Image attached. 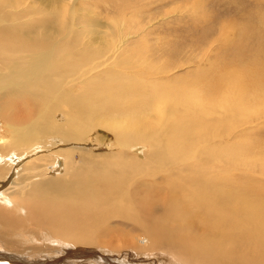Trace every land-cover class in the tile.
<instances>
[{
    "label": "rangeland",
    "instance_id": "374dc122",
    "mask_svg": "<svg viewBox=\"0 0 264 264\" xmlns=\"http://www.w3.org/2000/svg\"><path fill=\"white\" fill-rule=\"evenodd\" d=\"M74 1L77 17L75 32L82 34L83 42H92L89 41L92 36L89 32L87 35L86 31L93 27L105 32V42L118 45L115 55L122 61L126 59L122 67L129 65L128 71L123 69L121 72L122 82L126 85L140 83L146 86L133 93L134 97L130 101L127 97L120 96L115 97L114 103L125 104L129 101V110H132L134 107H141L143 103L147 106L145 102L149 103L150 99L146 97L150 95L160 98L152 110L154 116L150 120L158 123L160 118L165 117L162 120L163 126L168 123L174 133L169 139L162 134L159 136V150H154L152 144L141 139H133V142L123 146L117 141L115 133L100 127L93 128L78 141L58 136L42 140L43 146L38 150L41 153L24 156L21 165L15 166L16 169L10 174L11 179L17 178L15 173L24 168L28 160L43 153L55 160L50 153L60 152L62 164L63 159L68 160L67 170L61 176L67 174L68 168L69 172L75 169L78 174L90 169L89 176L95 174L114 181L122 180L128 184L132 193L140 189L143 196L139 203L144 205L146 212L139 216V222H134L132 218L119 212L111 219V214L105 213L107 219L104 222L90 227L98 232L97 238L100 240L94 246L74 247L64 238H54L49 230L43 233L35 223L26 226L25 231H15L16 228H12V232L8 229L9 234H2L1 240L9 239L26 250H39L45 245L55 248L44 256L37 254L30 257V260L46 262L45 264H82L85 260L96 261L89 264H99L97 259L100 264H105L101 263L102 260L112 264H264V259L261 263L257 259L253 262L251 257L254 251H249L248 245L238 246L240 250H236L234 254L224 255L223 251L228 250L233 235L228 233V238H224L223 229L214 226L216 217L197 206L198 199L207 194L215 196L217 189V192L230 189L236 195H245L254 202L260 201L262 196L264 200V0ZM67 61L64 59L63 62L68 64ZM112 67H115V63L103 67L98 75L111 72ZM162 67H168L169 72L161 77L157 74ZM208 67H218V74L214 75L216 78L219 73L231 75L241 71L245 74L246 69L259 67L260 71L256 72L258 77L252 83L260 88L257 92L254 91L257 94L244 96L241 101L235 100L237 90L232 88L228 99L222 102L223 106L219 109L213 108L214 100L207 101L208 97L216 93L212 90L199 99L185 100L186 83L194 77H201L199 74ZM89 76L77 81L75 94L84 92ZM8 98L11 96L3 98L0 104ZM14 102H18V98ZM105 104H110L107 98ZM198 105L211 110L212 115L202 116ZM160 112L161 116H158ZM122 113L121 110L117 114ZM132 118L140 120L144 115L129 119ZM58 121L64 123L66 116L59 115ZM4 124L0 118V135L4 139H10V128ZM145 127L140 131L143 135L153 132ZM154 152L159 163H153ZM124 160L137 163L134 168L140 169L137 172L120 170L118 166ZM158 168L159 171L153 170ZM205 169H214L217 176L207 175ZM76 172L74 171L75 174ZM48 176L51 183H47L43 189L50 196V193L61 190V186L53 183L61 176ZM168 179H171L172 186ZM197 195L200 198L197 199ZM231 199L232 197L225 196L221 202ZM109 203L112 204V209L117 208L113 205L112 198ZM261 213L257 211V217ZM154 222L157 223V228L153 236L151 229ZM154 237L156 239L153 240ZM53 238L62 242H55ZM213 240L223 243L221 252L210 250L209 247L205 249L206 243ZM1 247L0 250L5 251ZM83 249L97 254L88 256L77 253ZM70 251L76 252L65 255ZM187 255H192L194 260L187 261Z\"/></svg>",
    "mask_w": 264,
    "mask_h": 264
},
{
    "label": "bare ground",
    "instance_id": "6f19581e",
    "mask_svg": "<svg viewBox=\"0 0 264 264\" xmlns=\"http://www.w3.org/2000/svg\"><path fill=\"white\" fill-rule=\"evenodd\" d=\"M75 2L73 0H39L38 2L0 0V102L3 98L11 96L0 104V118L4 121V125L10 128L11 136L10 139H4L0 135V236L8 235L10 232L8 229L12 230V228H16L15 231H22V229L25 231L26 226L35 223L43 233L49 230V234L54 238H64L74 247L94 246L99 244L100 240L97 238L98 232L90 227L104 222L107 219L105 213H110L111 219L115 218L116 213L119 212L132 218L134 222H139V216L146 212L144 205L139 203V199L143 196L140 189L132 193L128 184L123 183L122 180L114 181L112 178L95 174L89 176L90 169L84 173L80 172L82 175L75 169L69 172L70 168H68L67 174L61 176V173L67 170L68 160L63 159L64 164H62L60 152L50 153L55 160L44 153L28 160L25 166L23 165L24 168L15 173L17 178L11 179L10 174L16 169L15 166L21 165L24 156L28 154L36 156V152L41 153L38 150L43 146L42 140L58 136L61 139L78 141L93 128L100 127L108 129L112 134L115 133L117 141L123 146L133 142V139H141L152 144L154 150H159V143H157L159 136L162 134L169 139L174 133L167 122L163 126L162 120H165V117L160 118L158 123H152L150 120L154 116L152 110L159 103L160 98L156 99L150 95L146 97L150 99L149 103L145 102L147 106L143 103L141 107L129 110V101L134 97L133 93L146 86L140 83L126 85L122 82L121 72L123 69L128 71L129 65L122 67L126 59L122 61L115 55L118 45L105 42V32L91 27L92 30L85 31L87 35L89 32L92 36L89 40L92 42H83L82 34L75 32L77 31ZM64 59L68 60V64L63 62ZM114 63L115 67L111 68L114 72L110 70L111 72L107 74L103 72L101 76L98 75L103 67ZM55 67L60 69L54 70ZM216 68L208 67L199 74L201 77H194L187 82L185 93L182 90L183 98L185 100L199 99L212 90L216 93L209 95L207 101L214 100L213 108L219 109L223 106L222 102L228 99L229 90L232 88L237 90L235 91L237 101H241L244 96L254 91L257 92L260 88L252 83V80L258 77L256 72L260 71L259 67L258 69L248 68L245 74L241 71L230 73L231 75L219 73L217 78L214 76L218 74ZM162 69L158 70L160 73L157 75L161 76L169 72L168 67H162ZM130 73L127 72V74ZM87 76L90 78L84 92L80 95L75 94L77 81ZM120 96L127 97L129 101L125 104L114 103L115 97ZM13 98H18V102L15 103ZM106 98L110 104L105 106ZM98 104L102 106L99 107ZM198 106L202 116L212 115L211 110L202 105ZM121 110L123 113L118 115L117 113ZM61 114L66 116L64 123L58 121ZM141 115H144L143 119H129ZM158 116H161V112ZM145 126L153 132L143 135L140 131ZM153 163H159L155 152ZM160 163L163 164L162 161ZM136 165L137 163L124 160L120 161L118 168L122 171L126 169V171L137 172L140 168H134ZM153 170L159 171V168ZM205 172L207 175L217 176L214 169H205ZM48 175L54 178L61 176L57 182H53L61 186V190L58 193H50V196L46 195L43 189L47 183H51L47 178ZM172 181H174L173 178ZM168 182L170 185L173 184L171 179H168ZM217 191L214 192L215 196L207 194L204 198H200L197 195V199L200 198L197 206L216 217L214 226L223 229L224 238H228V233L233 235V239L228 244V250L223 251V254H234L236 250H240L238 246L248 245L249 251H254L251 257L253 262L257 259L261 263L264 259L263 196L260 201L254 202L245 195H236L230 189L223 192ZM225 196L232 199L222 203L221 199ZM111 198L113 205L117 206L116 209H112V204L109 203ZM257 211L262 212L260 217H257ZM156 226L157 223L154 222L151 229L153 236ZM53 241L62 242L58 239ZM0 246L5 249V251L0 250V264H45L46 262L30 260V257L37 254L44 256L49 251L55 250L48 245L39 250H26L16 246L9 239L2 241L1 237ZM206 247L221 252L220 247H223V243L213 240L206 243L205 249ZM90 251L83 249L77 253L81 255L85 253L88 256L97 254L95 251ZM74 252L76 251L67 252L68 254L65 255H72ZM75 258L78 259V257ZM186 260L191 262L194 258L192 255H187ZM99 261L97 259V263L100 264ZM85 262L89 264L96 261L85 260ZM85 262L82 261V264H86ZM101 263L112 264L107 260H102Z\"/></svg>",
    "mask_w": 264,
    "mask_h": 264
}]
</instances>
